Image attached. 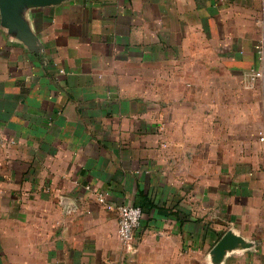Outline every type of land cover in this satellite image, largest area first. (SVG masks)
<instances>
[{"label": "crops", "instance_id": "crops-1", "mask_svg": "<svg viewBox=\"0 0 264 264\" xmlns=\"http://www.w3.org/2000/svg\"><path fill=\"white\" fill-rule=\"evenodd\" d=\"M258 0H72L0 25V264H264ZM264 71V69H263ZM264 73V72H263ZM143 207L133 239L117 210Z\"/></svg>", "mask_w": 264, "mask_h": 264}, {"label": "water", "instance_id": "water-1", "mask_svg": "<svg viewBox=\"0 0 264 264\" xmlns=\"http://www.w3.org/2000/svg\"><path fill=\"white\" fill-rule=\"evenodd\" d=\"M72 0H0V25L10 36L31 50H38L39 40L33 30L29 13L34 10L59 6ZM253 243L227 231L211 251L213 264H222L228 253L247 250Z\"/></svg>", "mask_w": 264, "mask_h": 264}, {"label": "built area", "instance_id": "built-area-1", "mask_svg": "<svg viewBox=\"0 0 264 264\" xmlns=\"http://www.w3.org/2000/svg\"><path fill=\"white\" fill-rule=\"evenodd\" d=\"M262 10V16L257 20V28L261 31V37L254 44V53L259 69L252 72V79L259 80L264 75V0H258ZM259 141L264 143V134L260 135ZM108 195L106 193H98L96 201L99 205L105 207L108 210H117L119 216L118 222V238L124 243L128 244L134 236V232L140 226L143 207L138 205H121L114 208L107 202Z\"/></svg>", "mask_w": 264, "mask_h": 264}]
</instances>
